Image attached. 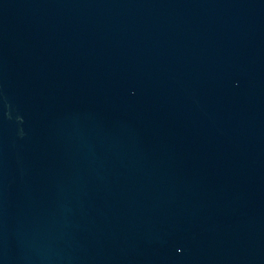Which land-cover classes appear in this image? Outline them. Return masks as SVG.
Segmentation results:
<instances>
[{
	"label": "water",
	"instance_id": "water-1",
	"mask_svg": "<svg viewBox=\"0 0 264 264\" xmlns=\"http://www.w3.org/2000/svg\"><path fill=\"white\" fill-rule=\"evenodd\" d=\"M0 264H264V0H0Z\"/></svg>",
	"mask_w": 264,
	"mask_h": 264
}]
</instances>
